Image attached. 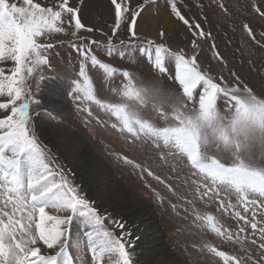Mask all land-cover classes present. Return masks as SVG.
I'll return each instance as SVG.
<instances>
[{
  "label": "snow or ice",
  "instance_id": "1",
  "mask_svg": "<svg viewBox=\"0 0 264 264\" xmlns=\"http://www.w3.org/2000/svg\"><path fill=\"white\" fill-rule=\"evenodd\" d=\"M100 4L0 0V264H159L137 244L140 238L125 215L105 207L103 171L96 165L84 167L90 157L79 128L95 135L93 123L110 127L128 148L151 149L159 161L156 167L175 176L190 173L185 183L191 198L167 200L170 211L190 226L240 245L239 252H229L205 244L202 252L223 264H264V76L257 85L229 69L230 82L202 67L200 41L211 39L212 32L202 26L207 16L191 12L205 7L198 0H108L110 32L85 20L86 11ZM216 5L232 15L224 0ZM247 8L242 31L264 49V0H250ZM176 26L191 34L190 53L173 48ZM69 29L78 70L64 96L71 95L76 110L86 114L79 125L66 122L63 113L70 109L63 100L45 104L42 90L37 95L28 83L38 70L54 71L49 52L56 45L48 41ZM82 31H100L106 42L81 36ZM100 47L106 50L103 57L96 51ZM210 48L227 67L214 40ZM112 58L127 67L116 66ZM141 63L176 82L180 93L138 78L134 69ZM92 69L109 80L122 78L118 102L98 98ZM40 80L46 82L43 75ZM33 104L47 118L40 113L33 117ZM90 104L116 122L109 125ZM113 155L138 170L156 203L164 205L165 197L146 177L176 194L168 177L152 166L137 163L124 149ZM78 171L85 172L87 188L77 180ZM198 201L215 202L218 212L237 222L236 230L200 211ZM78 221L84 230L74 235Z\"/></svg>",
  "mask_w": 264,
  "mask_h": 264
},
{
  "label": "rangeland",
  "instance_id": "2",
  "mask_svg": "<svg viewBox=\"0 0 264 264\" xmlns=\"http://www.w3.org/2000/svg\"><path fill=\"white\" fill-rule=\"evenodd\" d=\"M15 2V0H13ZM41 3H50L51 0H37ZM75 2V0H72ZM142 2V0H133V3ZM162 2V0H161ZM190 2V0H189ZM202 2L205 7L203 9L193 8L191 12L197 16H207L206 21H202V26L206 31L212 32V38L200 41L201 49L199 60L203 68L208 69L213 75H223L226 80L231 82L232 78L229 74V69L237 72L242 79L250 81L251 83L259 85L261 77L264 76V49L252 42L246 34L242 31L241 20L248 14L247 5L250 0H224V3L229 6L231 16L223 13L216 5V0H198ZM191 12L189 14H191ZM85 20L90 25H96L105 32H110L109 25L112 23V18L108 13V0H101V4L92 6L86 11ZM155 20V19H154ZM157 23V20H155ZM259 23V22H257ZM154 31V27L152 29ZM262 29L257 28L259 32ZM71 29L67 33L54 34L48 42H52L56 47L49 52L50 59L53 61L54 71H49L44 68L42 71L38 70L34 77L29 78L28 83L32 87L33 93L40 95L38 88L42 90L43 101L49 104L51 100L57 95L55 91H59L62 95L59 102L63 100L67 109L63 115L67 117L66 122H76L80 124L81 116L86 118V114L80 113L76 110L75 104L72 101L71 95L65 97L64 93L69 91L72 79L76 76L78 70V63L75 51L69 47V42L72 41L70 35ZM81 36L91 35L92 39L106 42V37L101 35L100 31L94 34L80 33ZM192 36L187 33V30L182 26H176L175 31L171 37V44L174 49L182 48L185 52H191ZM212 40L215 41L217 49L221 52L227 61V67H224L214 58V51L211 50L210 44ZM118 42V41H117ZM96 51L101 57L105 54L103 47L97 48ZM113 62L118 67H127L124 61L112 58ZM137 77L143 79L145 82L157 81L165 89H168L176 94L180 93V89L176 82L170 80L167 76L161 77L155 73L154 70L146 64L141 63L134 69ZM174 74V68H173ZM46 78V82H41L40 76ZM90 75L93 77L94 83L97 86L98 98L107 100L108 102H118L117 95L118 88L122 87V78L116 76L111 80L102 77L100 70H90ZM53 90V91H52ZM55 94V95H53ZM98 112L100 118L107 121L110 125L115 123V118L110 113L101 112L94 104L87 105ZM220 110H224L223 103L218 105ZM36 113H40L41 118H47V113L40 107L32 105V115L35 117ZM59 122L60 117H56ZM92 127L97 129L95 135L82 126L79 128L80 136L82 137L87 150L95 152L96 156L103 161V164L110 169V180L104 178V192L107 199L105 200V207L109 211H118L125 215L129 224L133 226L134 236L140 239L137 244L143 249L147 255L154 257L159 264H223L219 257H215L206 250L201 251L205 244H212L220 250L229 252H239L240 245H234L228 242L221 241L210 230L206 228H196L190 226V222H185L178 218L170 211L167 205V200L177 202V196L184 195L191 198V189L185 183L190 173L183 172L180 176H175L169 173L168 169L156 167L159 163L156 160L155 153L151 149H131L124 144V137H121L117 132L110 127H102L93 123ZM121 149L128 152L130 158L136 160L137 163H143L146 166H152L153 170L162 177H168V182L173 185L176 194L169 192L163 185L158 184L151 178H147L157 191L165 197V204L160 205L153 199L152 193L145 189L142 180L138 176V170L132 169L130 166L124 164L115 158L113 153H119ZM85 172L78 171L77 180L81 183L87 184L85 180ZM121 189L123 193L122 199L135 198L137 201H142L148 204L152 209L156 218V225L160 232L164 235V242L166 244V255L157 254L149 244L153 241L148 239L150 229L145 228L143 221L137 219L136 216L131 215V210L128 206L118 205L112 193ZM121 192V191H120ZM130 196V197H129ZM235 203V197H232ZM134 209L139 207V203L133 202ZM197 207L202 212H211L216 215L225 227H231L236 230L237 222L229 215H225L216 210L215 202L205 204L203 201L197 202ZM83 226L78 221L73 225L74 235H80L83 232ZM82 238V237H81ZM248 246V245H245ZM255 251V249H253ZM258 255V253H257ZM85 256L90 261V255L85 250Z\"/></svg>",
  "mask_w": 264,
  "mask_h": 264
},
{
  "label": "bare ground",
  "instance_id": "3",
  "mask_svg": "<svg viewBox=\"0 0 264 264\" xmlns=\"http://www.w3.org/2000/svg\"><path fill=\"white\" fill-rule=\"evenodd\" d=\"M155 24H156V22H155V20H153L152 21L153 27L155 26ZM55 93L57 94V95H55V97H58V98H53V99L56 102H59V99H60L62 94L59 91H55ZM51 102H52V100H51ZM88 154H89L90 160H86L84 162L85 169H88L93 165L99 166L100 170H102L104 173V178L106 180H110L111 179V177H110L111 173H110L109 167H106L103 164V161L101 159H99L98 156H96L95 152L88 150ZM112 196L114 197V199H116V203H118V205L124 204L125 206H128V208L131 210V215L136 216L137 219L143 221L145 228H147V230L150 229L149 234L147 235L148 239H150V240H151V238L153 239V241L149 244V246L157 254L165 256L166 252H167V248H166L165 242L163 241L164 235L158 229V227L156 225V218L154 216L155 214L153 213L152 209L148 206V204H146L145 202H142V201H137V200H135V198H132V196L128 200L122 199L123 193H122L121 189L119 191L112 193ZM133 202L139 203V205H138L139 207H137V209H134V207H133L134 205H132Z\"/></svg>",
  "mask_w": 264,
  "mask_h": 264
}]
</instances>
